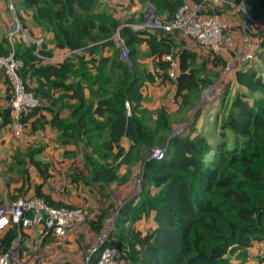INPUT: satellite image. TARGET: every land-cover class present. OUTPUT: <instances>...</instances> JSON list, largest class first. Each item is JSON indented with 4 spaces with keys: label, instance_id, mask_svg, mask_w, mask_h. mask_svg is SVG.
Returning <instances> with one entry per match:
<instances>
[{
    "label": "trees",
    "instance_id": "obj_1",
    "mask_svg": "<svg viewBox=\"0 0 264 264\" xmlns=\"http://www.w3.org/2000/svg\"><path fill=\"white\" fill-rule=\"evenodd\" d=\"M138 1L150 4L163 24L173 21L183 5L182 0ZM101 4L102 0H17V15L28 38L16 39L15 56L24 64L20 77L27 92L40 104L16 120L12 85L0 70V138L1 131H13L16 122L30 136L51 130L70 160L71 185L100 197H107L103 191L115 185L131 182L134 171L123 172L125 166L144 163L141 191L120 208L106 245L121 252L120 264H264V255L258 254L264 246V35L258 38L253 59L238 60L232 68L234 93L228 85L213 100H220L215 122L219 142L211 144L198 130L200 110L183 133L172 132L173 126L189 120V112L214 84L205 73L207 67L217 70V78L228 67L225 55L205 50L202 56L189 47L198 44L179 32L135 30L132 21L102 11ZM241 4L239 13L253 20L249 25L264 21V0ZM216 5H205V11L225 18L214 10ZM30 26L44 35L41 46ZM233 29L231 23L230 33ZM117 33L131 58L130 71L122 66L123 51L114 41ZM12 52L9 40L0 38V54ZM169 55L179 61L175 81L165 60ZM144 58L149 65L142 68ZM157 83L175 89L172 108L146 107L145 89ZM155 145L165 146L164 158L145 162L142 153L147 155ZM44 151V146L30 141L11 155L8 170L18 185L7 190L9 203L37 198L56 208H78L49 188L53 166L42 159ZM32 172L41 183H32ZM8 204L0 202V208ZM109 207L98 209L100 215L90 221L91 209L88 220L77 227L88 226L98 236L116 210L111 202ZM17 239L13 226L0 235L1 251L11 250ZM51 242L47 237L42 245ZM98 259L93 257L89 264Z\"/></svg>",
    "mask_w": 264,
    "mask_h": 264
},
{
    "label": "built area",
    "instance_id": "obj_2",
    "mask_svg": "<svg viewBox=\"0 0 264 264\" xmlns=\"http://www.w3.org/2000/svg\"><path fill=\"white\" fill-rule=\"evenodd\" d=\"M9 2L10 4L7 6V9L11 14H15L16 12L17 16L14 18L15 25L8 35L13 52L8 56L0 54V70L5 72L12 85L14 92L12 107L15 119L18 120L21 114L36 108L40 103L31 93L27 92L20 77V71L24 64L16 58L14 44L17 38L22 37L24 40H27L28 37L18 18L14 0H9ZM209 3L217 4L214 0H201L196 3H192L190 0H183V5L173 21L161 24L157 19H154L147 22V25H151L154 28H162L165 32H179L182 37L197 43L212 55L224 56L234 48L236 49L235 40L230 33V22L218 14H211L205 11V5ZM249 20L253 21L252 19ZM242 32L244 34L246 50L239 56L238 60L248 62L254 56L251 52L253 43L248 36L250 32L249 27L243 26ZM37 44L41 46L40 43ZM122 45L125 54L128 55L125 45ZM80 53L82 52H77V54ZM165 60L171 65L169 70L171 80H177L179 72L178 59L169 55L165 57ZM126 109L128 115L131 116L129 103L126 104ZM12 129H14L13 131L17 136L22 137L25 135L24 128L19 122L14 123ZM165 153L166 149L153 147L151 149V159L161 160L164 158ZM55 192L58 199L61 201L67 200L64 188L56 187ZM87 208H56L37 198H19L0 208V235L13 226L16 227L18 234L17 242L11 250L3 253L0 248V264H27L26 259L32 255V250L30 248L25 249L23 243L27 232L36 226H40L42 230L37 248L42 245L47 237H50L56 246L69 244L70 232L88 220L89 212ZM42 211L46 213L45 219L41 213ZM119 212L120 207L116 208L112 215L105 220L104 228L98 235L96 242L88 249L83 264H89L95 256L99 257L97 264H120L121 252L117 248L106 246L115 229ZM45 263L46 258L41 256L37 264Z\"/></svg>",
    "mask_w": 264,
    "mask_h": 264
},
{
    "label": "rangeland",
    "instance_id": "obj_3",
    "mask_svg": "<svg viewBox=\"0 0 264 264\" xmlns=\"http://www.w3.org/2000/svg\"><path fill=\"white\" fill-rule=\"evenodd\" d=\"M118 1V3H117ZM217 2V5L214 7V10L217 8L219 9V12L222 13V15L225 16V18L233 24V30L232 32H239L242 37V41L244 39V34L242 32L243 26H248L250 29V32L248 33L249 38L255 44V38H259L260 36L264 35V21H257L254 20V22L249 25L247 14L239 13V10L242 11V0H214ZM119 2H122L121 4ZM10 4L9 0H7V6ZM15 10L17 9V2L14 0ZM100 9L102 11H106L107 13L114 14L116 18L123 20V22H128L129 20L132 21V26L135 30H148V31H161L162 28H154L151 25H147V22L152 21L154 19H157L159 23L163 24V21L161 18L157 16V13L155 9L150 4L142 5L138 0H135L131 2V0H102V4ZM8 12H10L8 10ZM11 13V12H10ZM13 18H16V12L15 14H12ZM27 19L29 17L27 16ZM18 24V23H17ZM15 25V23H14ZM19 25V24H18ZM126 25V24H124ZM28 27V26H27ZM19 28L21 29L20 25ZM29 28V27H28ZM13 29V28H12ZM12 31V30H11ZM34 41L37 43H40V45L44 42V35L42 33L36 34L34 33ZM120 34L117 33L114 37V41L116 42L117 46L123 50V43L121 41ZM237 44V41H235ZM103 44L102 42H98L97 45ZM239 44V43H238ZM189 47L193 50L197 51L200 55H206V51L204 48L189 43ZM126 48V47H125ZM244 48V49H243ZM246 49L245 47H242L241 51L234 48L232 51H229L225 55L228 61V67L225 69V71L217 78L215 77L216 71L212 66H208L205 70V73L208 77L212 78L214 80V84L211 88H209L206 92H204L201 100L198 102L197 105H195L194 109L189 112L187 119H189L186 123L182 124H176L173 126V136L179 135L183 133L186 126L189 124H192L194 122L195 114L200 110V114L198 116V124H201V121L203 122V133H206V135L209 137V142L211 144H217L219 142L218 134L215 132V119L211 116V113L213 111V107L210 105L213 103L214 99H217L218 96V89L222 91L223 89L227 88V86H232L231 88V95L234 93L236 86L232 84V68L234 66H237L238 58L242 53L243 50ZM127 50V49H126ZM143 52H145L146 48L142 47ZM144 56V55H143ZM149 65L147 59H143L141 61V67L145 68ZM122 66L127 69H132V62L129 55L123 54L122 59ZM150 88H158L156 85H149L145 89V95H146V107L149 109L156 110L160 105H164L167 108H172V105H174V94L175 89L170 86L166 85L162 89H160V93H162L161 97H155V94L150 90ZM161 88V87H159ZM156 91V90H155ZM2 134V133H1ZM3 138H0V141H2V146L0 147V202H4L5 204L9 203V200L7 198V190L11 188L12 190L15 189V187L18 185L14 181L17 180L16 175H13L12 171L10 169L8 170L9 165L11 164L12 160L11 157L15 155L20 149H23L25 145L30 144V141L33 142L36 145L44 146L45 151L42 154V159L44 161H50L53 166V174L54 177L48 182L49 188H53V190L56 191V187L64 188L65 194L67 197L74 195L75 191L78 193V191L81 189V193H85V189L87 188H76V186H72L69 180L68 170H69V162L67 158L64 157L62 150L58 147L56 140L57 136L56 134H53L51 130H47L46 132L39 133L36 136H30L28 133H26L24 136H17L14 131L9 130L7 132H3ZM6 143V144H4ZM153 147H165V146H159L155 145ZM152 147V148H153ZM71 149L75 150L74 147H70ZM69 148V149H70ZM166 149V148H164ZM151 149H149L147 155L142 153V157L145 160V162L149 161L151 156ZM12 155V156H11ZM79 159L83 162V156L82 153L79 152ZM145 157V158H144ZM127 170H132L133 177L132 182L127 184L124 187H118L113 186L110 189H107L103 192L107 194V197H100L104 201V206L101 209H107L109 211V202L113 204L116 208H121L124 203L128 202L130 199H132L134 196L140 193L141 191V179H142V173L144 170V163L139 162L137 166L134 164L130 167L125 166L123 168V172H126ZM19 179V178H18ZM42 181L40 178L36 175V173L32 172V183H41ZM77 189V190H76ZM155 193V191H154ZM87 196H89L87 194ZM98 202V201H96ZM82 206H78V208H81ZM89 214L91 208H87ZM101 213V211H100ZM93 235V232L83 234L84 239H89V245H92V242L90 241V237ZM96 237H93V240ZM88 245V246H89ZM90 245V246H91ZM36 246V245H35ZM30 246L29 248L32 250V255L30 257H27L28 260H32V262H36L37 264L41 258V256L44 254L42 247L37 248V246ZM90 246L86 249V253L83 257V260L81 263H72L73 260L69 259L68 262L71 264H83L84 258L87 254L88 249ZM256 259V258H255ZM257 259H260V257H257ZM71 260V261H70ZM67 263V262H66ZM64 263V264H66ZM257 264H260L259 262Z\"/></svg>",
    "mask_w": 264,
    "mask_h": 264
},
{
    "label": "crops",
    "instance_id": "obj_4",
    "mask_svg": "<svg viewBox=\"0 0 264 264\" xmlns=\"http://www.w3.org/2000/svg\"><path fill=\"white\" fill-rule=\"evenodd\" d=\"M15 1L17 2V0H15ZM133 1L134 0H131V2H133ZM117 3H118V1H117ZM120 3H122V2H120ZM13 27H14V18L12 16V14L10 12H8L7 0H0V38H7L8 39V35H9V33ZM31 29L36 34H39L41 32L40 30L33 28V27H31ZM231 36L234 38L235 41H237V45H236L237 50L241 51L242 47H244V45L246 46V44L244 43V39L242 41V37H241L240 33H238V32L231 33ZM47 37H49V36H47ZM47 41H49V38H47ZM257 43H258V38H255V44H253V47L251 48V52L253 54L255 52H257V50H258L256 47ZM245 50H243L242 53H244ZM231 75H232L231 78H233L234 77L233 74H231ZM159 85L160 84L157 83L158 88H150V90L155 94L156 98L162 96V93H160V89H162L163 87H165L168 84L162 85V86H159ZM233 85H235V84L233 83ZM159 87H161V88H159ZM3 91H4L3 84L0 81V95L1 96H3V94H4ZM217 91L220 92V89H218ZM219 103H220V100H217V101H214L212 104H210L213 107V111L211 113V116L215 119V122H216V116H217L218 111H219ZM197 126H198L199 131H203V122L202 121H201V124L200 125L197 124ZM4 131L7 132L9 130L7 128L5 130L3 129L1 131V133L3 134ZM215 132H216V134H218V137H219V131H218L217 125H215ZM0 137H1V135H0ZM2 141H0V147L2 146V143H1ZM131 182H132V180H131ZM87 194L89 196H87ZM67 199H69V204H71L72 206H77V207L82 206V207L91 208L92 209V215L90 216V221L96 220L97 217L100 215L98 209L105 207L103 205L104 201L100 198V196L96 195V194H90V192L87 189H85V193H83V194L81 193V189L78 191V193H76V191H75L74 195L67 197ZM96 201H98V202H96ZM102 210H105V209H102ZM109 216H110V214H109ZM41 231H42L41 227L36 226L35 228H33L32 230L27 232L26 238H25L24 243H23V247L29 248L30 246H35V245L38 246ZM90 232L92 233V231L89 229L88 226L82 225L80 227L74 228L70 232V242L67 245L56 246L53 242H51L50 244H48L46 246L41 245L40 247H42V250L44 252V254L42 256H44L46 258L45 264H64V263L68 262L69 259L73 260L72 263H81L84 255L86 253V249L91 245V244L89 245V243H90L89 239H84V237H82V235L90 233ZM93 237H96V238L93 240ZM97 238H98V236L93 232V235H91V237H90V241L92 242V244H94L96 242ZM258 254L260 256L264 255V246L259 248ZM32 260H34V259L28 260L27 264H35L36 263L35 261L32 262ZM257 263L258 262H255L254 264H257ZM260 264H263V263H260Z\"/></svg>",
    "mask_w": 264,
    "mask_h": 264
},
{
    "label": "water",
    "instance_id": "obj_5",
    "mask_svg": "<svg viewBox=\"0 0 264 264\" xmlns=\"http://www.w3.org/2000/svg\"><path fill=\"white\" fill-rule=\"evenodd\" d=\"M41 213H42V215H43V217H44V219H45V216H46L45 211H42Z\"/></svg>",
    "mask_w": 264,
    "mask_h": 264
},
{
    "label": "clouds",
    "instance_id": "obj_6",
    "mask_svg": "<svg viewBox=\"0 0 264 264\" xmlns=\"http://www.w3.org/2000/svg\"><path fill=\"white\" fill-rule=\"evenodd\" d=\"M183 1V0H182Z\"/></svg>",
    "mask_w": 264,
    "mask_h": 264
}]
</instances>
